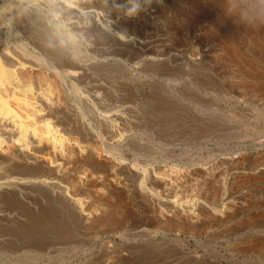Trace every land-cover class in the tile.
<instances>
[{"label":"rangeland","instance_id":"rangeland-1","mask_svg":"<svg viewBox=\"0 0 264 264\" xmlns=\"http://www.w3.org/2000/svg\"><path fill=\"white\" fill-rule=\"evenodd\" d=\"M138 2L144 13L131 26L86 33L37 1L0 0V28L7 32L0 37L40 65L25 81H43L60 104H75L88 91L68 88L65 69L50 74L52 62L75 64L85 84L102 87L100 101L125 118L122 136L132 159L105 145L97 148L101 153L130 165L140 166L141 157L148 165L164 160L170 175L190 173L168 196L178 200L183 218L141 219L133 203L124 216L110 197L93 203L98 219L86 221L75 206L36 193L0 208V264H264V185H234L244 173L253 175L246 168L264 166V0ZM20 21L49 30L50 58L25 47ZM130 36L140 44L128 42ZM246 61L257 68L250 71ZM240 192L239 203L223 204Z\"/></svg>","mask_w":264,"mask_h":264},{"label":"bare ground","instance_id":"bare-ground-1","mask_svg":"<svg viewBox=\"0 0 264 264\" xmlns=\"http://www.w3.org/2000/svg\"><path fill=\"white\" fill-rule=\"evenodd\" d=\"M35 1L45 7L56 9L62 17L68 18V28L70 27L72 30L84 31L86 33L91 28L96 31H106V28L112 27L118 29L117 26L120 27L123 24L131 26L134 18L126 17L123 15V11L117 8V5L126 6L128 0ZM108 9L113 14H107L108 11L106 10ZM142 13L144 12L140 11L138 14ZM233 17L235 20L242 22L236 15L233 14ZM82 20H87L88 22L80 25L76 22ZM24 24L28 25L29 22L20 21L19 25H17L20 28V34L29 43H24L25 47L30 45L35 54L38 53L44 57L51 56L50 49L54 40L52 39L53 35L48 32L49 30L46 33V31L35 30L29 28L30 26H24ZM6 33L0 28V36L4 37ZM131 37L127 38L128 42L140 44V39L138 41L137 38ZM5 43L0 37V208L10 207L17 199L21 203H25L31 195L43 193L60 198L61 202L65 204L75 206L86 221L98 219L96 218L97 214L95 215L91 211V205L96 201L105 203V200L110 197H112L110 199L114 198L123 207L124 216H130L132 209L129 206L133 203L137 213L134 212L141 219H148L150 215L152 217L156 216L157 220H168L167 218L170 215L176 216L179 219L183 218L182 212L174 206V202H178V200H169L168 196L178 188V183L182 180L184 181L190 173L187 174V172L181 171L183 174H180L177 169L179 174L173 172L175 176H172L167 173L168 170L165 169L164 160L161 164L153 162L148 165L146 164V159L141 157L139 159V166L130 165L127 162H115L110 156L111 154H108L111 152L106 154L101 153L97 148L105 145L113 147V150H115L114 148L121 149L118 150L119 153L121 151V154L128 161L132 159V152L130 149L127 150L126 138L123 140L122 136L125 118L114 111V109L110 111L105 106L106 104L100 101L98 91L102 87L89 84L90 82H87L89 85L85 84L84 79L86 77L83 79L82 76L84 72H79L80 68L77 70L76 66H74L75 64H58L53 60L55 63L48 64L49 67L46 69L50 74L53 75L59 68L65 69L66 73L64 77L68 88L84 87L88 91L87 95L84 94L85 96H82L83 94L79 96L75 95L76 97L72 100L75 104H69L70 102L60 104L57 98L48 92L49 89L46 88V84L43 81H35L33 85L25 81V74L30 72V70L38 71L40 65L29 55L24 54L25 52H19L16 47L8 46ZM217 43L219 42L217 41ZM13 44H15V41ZM21 44L23 45V43ZM228 53L230 52L228 51ZM44 57L41 58L43 59ZM233 61L235 60L233 59ZM45 62L47 61L43 63ZM246 62H248L247 66L250 67V71L257 68L255 67V63L254 65L251 63L249 65L250 61ZM41 73L38 74L41 76ZM261 88L264 90L263 87ZM263 90H260L261 93ZM66 97L63 96V98ZM95 103L98 105H95ZM259 167L246 168V170L253 172V175L244 173L234 185L240 184L241 186H246V184L250 185L254 182L264 185V181H259L263 177L261 175L264 173V166ZM176 175H180L181 177ZM238 195L235 202H231L228 199L229 201L223 202V204L239 203V200L243 198V194L240 192ZM190 210L191 214H195L196 210L194 208ZM104 219L106 218L98 221L102 222ZM107 220L110 221L109 219ZM121 223L122 220L118 219L114 224L120 228L119 225ZM166 223L173 225L172 222L166 221Z\"/></svg>","mask_w":264,"mask_h":264},{"label":"clouds","instance_id":"clouds-1","mask_svg":"<svg viewBox=\"0 0 264 264\" xmlns=\"http://www.w3.org/2000/svg\"><path fill=\"white\" fill-rule=\"evenodd\" d=\"M118 9H121L123 11V15L126 17H134L136 16L140 11H142V7L140 6V3L138 0H128L127 5H117Z\"/></svg>","mask_w":264,"mask_h":264}]
</instances>
